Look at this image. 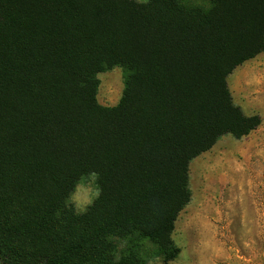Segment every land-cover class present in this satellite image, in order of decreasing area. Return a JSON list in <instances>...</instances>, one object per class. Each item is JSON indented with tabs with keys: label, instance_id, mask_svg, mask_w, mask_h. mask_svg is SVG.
I'll return each mask as SVG.
<instances>
[{
	"label": "trees",
	"instance_id": "16d2710c",
	"mask_svg": "<svg viewBox=\"0 0 264 264\" xmlns=\"http://www.w3.org/2000/svg\"><path fill=\"white\" fill-rule=\"evenodd\" d=\"M263 51L264 0H0V262L150 264L146 243L173 261L190 161L261 124L227 78ZM115 66L120 99L100 105Z\"/></svg>",
	"mask_w": 264,
	"mask_h": 264
},
{
	"label": "rangeland",
	"instance_id": "374dc122",
	"mask_svg": "<svg viewBox=\"0 0 264 264\" xmlns=\"http://www.w3.org/2000/svg\"><path fill=\"white\" fill-rule=\"evenodd\" d=\"M97 79L98 103L115 105L123 89V69L104 70ZM227 84L235 104L245 113L259 114L261 124L238 139L221 136L190 161L191 197L172 233L180 252L163 263L156 248L146 243L142 254L150 264H264V51L237 66ZM96 178L89 173L76 183L67 199L76 212L85 211L98 195Z\"/></svg>",
	"mask_w": 264,
	"mask_h": 264
}]
</instances>
